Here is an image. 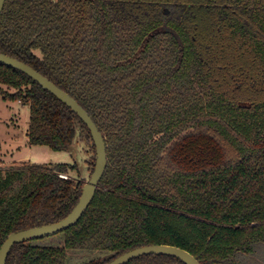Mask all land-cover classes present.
Segmentation results:
<instances>
[{
	"label": "trees",
	"instance_id": "16d2710c",
	"mask_svg": "<svg viewBox=\"0 0 264 264\" xmlns=\"http://www.w3.org/2000/svg\"><path fill=\"white\" fill-rule=\"evenodd\" d=\"M0 52L74 97L107 152L63 240L15 244L6 264H72L74 252L100 255L78 264H105L162 244L201 264H264V0H6ZM0 93L29 105L30 144L67 151L79 135L94 170L92 134L68 105L3 64ZM74 168L0 167V249L71 213L86 183L62 176Z\"/></svg>",
	"mask_w": 264,
	"mask_h": 264
},
{
	"label": "water",
	"instance_id": "95a60500",
	"mask_svg": "<svg viewBox=\"0 0 264 264\" xmlns=\"http://www.w3.org/2000/svg\"><path fill=\"white\" fill-rule=\"evenodd\" d=\"M5 1L6 0H0V14L4 8ZM0 64L24 72L29 77L37 81L44 89L50 91L59 100L68 105L88 126L96 147V163L94 170L89 181H87L83 186L82 195L71 213L58 222L31 227L11 233L4 241L0 249V264H6L7 257L15 244L27 240L40 239L56 235L79 221L94 198L99 182L104 175L107 166V152L104 135L99 130L97 124L94 122L90 114L78 103L74 97L56 85L42 73L34 69L32 66L19 59L0 52ZM148 254L173 256L180 259L185 264H201V262L187 250L166 244L138 247L123 253L114 260L105 264H126L134 258Z\"/></svg>",
	"mask_w": 264,
	"mask_h": 264
},
{
	"label": "rangeland",
	"instance_id": "374dc122",
	"mask_svg": "<svg viewBox=\"0 0 264 264\" xmlns=\"http://www.w3.org/2000/svg\"><path fill=\"white\" fill-rule=\"evenodd\" d=\"M2 87L14 91L6 86ZM29 116V105L18 100H6L0 93V167L8 168L30 163L50 165L63 163L75 165L74 169L64 175L77 181H89L93 172L91 162L95 157L91 143L77 135L73 146L67 151L54 150L47 145H32L27 136ZM61 240L63 235L56 234L43 238L40 243L58 244ZM99 256V254L74 252L71 253L70 258L72 264H78Z\"/></svg>",
	"mask_w": 264,
	"mask_h": 264
},
{
	"label": "built area",
	"instance_id": "2783aa9c",
	"mask_svg": "<svg viewBox=\"0 0 264 264\" xmlns=\"http://www.w3.org/2000/svg\"><path fill=\"white\" fill-rule=\"evenodd\" d=\"M62 176H63V177H65V178H67V177H68L67 175H64V174H62Z\"/></svg>",
	"mask_w": 264,
	"mask_h": 264
}]
</instances>
